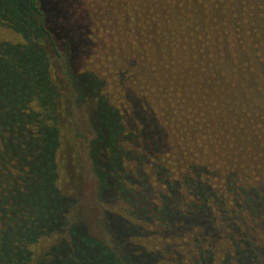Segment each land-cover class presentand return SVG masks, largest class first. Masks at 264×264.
Here are the masks:
<instances>
[{
	"label": "trees",
	"instance_id": "1",
	"mask_svg": "<svg viewBox=\"0 0 264 264\" xmlns=\"http://www.w3.org/2000/svg\"><path fill=\"white\" fill-rule=\"evenodd\" d=\"M0 37V264H264V0H0ZM52 66L92 103L98 197L154 230L105 209L100 239L67 219Z\"/></svg>",
	"mask_w": 264,
	"mask_h": 264
},
{
	"label": "rangeland",
	"instance_id": "2",
	"mask_svg": "<svg viewBox=\"0 0 264 264\" xmlns=\"http://www.w3.org/2000/svg\"><path fill=\"white\" fill-rule=\"evenodd\" d=\"M2 39L16 41L17 37L13 33L5 30L1 33ZM1 38V37H0ZM96 61V60H95ZM52 78L58 84L59 92L61 93L64 115H66V124L71 129L69 134L70 138L62 143L58 150L55 152V165H56V180L55 185L60 193L73 200V204L69 208L67 219L71 222L81 223L88 234L91 236L103 239L101 220L103 210H108L113 214H118L137 222L144 228L154 230L151 218H133L129 214V205L123 200L118 199L113 195V192H102L100 196L97 195V184L95 177L90 168V162L87 155V141L91 137L90 128L88 126V116L91 109L90 102L84 105H78L73 101L72 94H69L65 87V83L60 81L61 73L58 68L52 66ZM108 84H111L110 82ZM110 91V89H109ZM63 115V116H64ZM128 145L124 144V147ZM155 194V198H159ZM158 200V199H155ZM78 235L81 234L80 228L76 227ZM52 237L40 239L35 245H30L28 249L31 254H39L43 248L49 244ZM140 240V239H139ZM138 240V241H139ZM186 240L177 241L174 244L176 251L189 254V247L191 245L185 243ZM148 248H160L167 243L162 237L151 234L148 239L140 240ZM187 242V241H186ZM187 250V251H186ZM218 251V249H216ZM57 252V251H55ZM97 250H83L80 254H97Z\"/></svg>",
	"mask_w": 264,
	"mask_h": 264
}]
</instances>
